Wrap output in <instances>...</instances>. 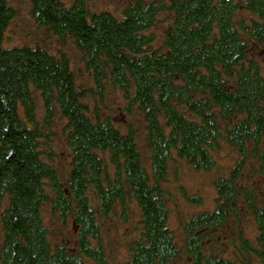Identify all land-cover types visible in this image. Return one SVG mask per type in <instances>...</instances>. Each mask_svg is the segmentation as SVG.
<instances>
[{
  "label": "trees",
  "instance_id": "trees-1",
  "mask_svg": "<svg viewBox=\"0 0 264 264\" xmlns=\"http://www.w3.org/2000/svg\"><path fill=\"white\" fill-rule=\"evenodd\" d=\"M26 1L37 26L80 54L95 88L77 84L63 51L4 46L17 11L11 0H0V264H109L96 214L119 206L124 215L130 199L141 230L125 264H173L182 251L168 225L163 189L170 163L179 159L208 172L221 144L239 163L215 180V208L186 222L187 264H236L205 254L202 245L239 202L257 235L254 244L239 235L246 256L238 264H264V203L238 183L248 159L264 163V64L250 57L253 46L264 51V0H126L119 16L91 10L92 0ZM239 11L250 17L235 19ZM163 13L169 23L153 48L150 30ZM106 82L141 114L150 171L136 134L122 132L89 103L88 93L103 102ZM56 116L70 150L65 179L45 162L39 145L42 127ZM47 203L62 225L71 222L74 248L49 242L41 213Z\"/></svg>",
  "mask_w": 264,
  "mask_h": 264
},
{
  "label": "rangeland",
  "instance_id": "rangeland-1",
  "mask_svg": "<svg viewBox=\"0 0 264 264\" xmlns=\"http://www.w3.org/2000/svg\"><path fill=\"white\" fill-rule=\"evenodd\" d=\"M126 0H92L89 8L93 11H109L119 16ZM16 9V17L13 19L6 37L8 41L4 46H40L53 54L63 51L71 60L75 70L76 82L83 89H93L94 84L90 73L85 69L80 54L70 45L62 46L56 43L55 38L49 37L43 28L37 26L31 18L30 8L26 0H11ZM167 14H160L158 21L151 28L156 36L153 48H158L162 39V30L169 23ZM250 16L239 11L235 19H248ZM250 57L256 58L264 64V51L260 47L253 46ZM103 102L99 98L90 96L89 103L96 104L103 115L109 116L113 124L122 132L132 130L136 134V143L141 154L143 165L150 171L149 149L146 144V133L144 123L139 110L125 98L122 91L105 83ZM94 95V94H93ZM37 104V118L42 121V102L35 94ZM44 136L40 138V150L42 157L53 166L58 175L65 179L70 168V150L64 139L63 122L55 117L49 127H42ZM221 144V143H220ZM108 163V155H102ZM214 166L208 172H197L186 163L175 159L170 163L169 174L163 183L165 200L169 209L168 225L172 230L174 239L181 249V256L173 264H187L184 253L186 222L200 211H212L217 203V193L214 182L219 177H227L231 174L233 167L239 163V157L227 145L221 144L213 153ZM238 183L249 192H255L259 203H264V163L259 159H248L241 168ZM196 198L199 204L189 203V198ZM92 206H96L95 199L90 195ZM124 215L119 206H116L106 216L96 214L100 229V240L103 242L109 264H125L129 259L128 248L134 239L139 236L141 225L139 210L133 200H128ZM42 218L48 229V239L52 246L63 245L69 249L75 247L77 237L72 231L71 222L65 225L57 219L52 211L51 204L42 206ZM221 228L211 229L203 241L205 254L213 253L236 264L246 256L242 249L239 235L255 243L256 229L251 215L246 211L243 202H239L235 213H230ZM2 234L0 232V244ZM254 261V259L252 258ZM87 264H94L87 261Z\"/></svg>",
  "mask_w": 264,
  "mask_h": 264
}]
</instances>
